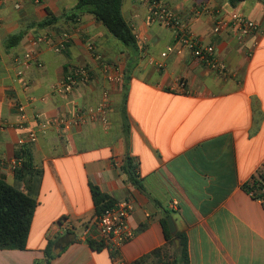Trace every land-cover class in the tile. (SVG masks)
<instances>
[{"label": "crops", "instance_id": "obj_1", "mask_svg": "<svg viewBox=\"0 0 264 264\" xmlns=\"http://www.w3.org/2000/svg\"><path fill=\"white\" fill-rule=\"evenodd\" d=\"M78 1L0 3V178L27 189L11 169L17 140L27 130L37 131L30 145L42 173L32 185L37 206L27 247L0 250V264H47L49 242L56 254L50 264H132L167 245V212L187 235L190 264H264V204L244 190L264 165V2L164 0L204 44L216 47L223 69L214 71L187 49L163 58L168 47H179L174 32L151 21L145 2L124 0L123 16L139 44L130 69L131 53L93 16L67 19ZM220 14L245 16L260 30L245 37L236 28L216 34ZM53 16L55 24L39 26ZM57 29L72 36L66 51L43 45L36 65L17 62L31 50L34 35L64 33ZM15 35L22 39L10 48ZM90 43L101 59L89 52ZM106 63L118 69L120 83L108 80ZM80 67L91 70L90 82L71 94L53 91ZM181 81L188 93L179 90ZM106 93L104 115L70 131L59 126L60 117L98 106ZM16 103L25 106V130L17 128ZM127 157L138 166L140 186L126 171ZM92 186L132 207L133 237L115 250V258L95 228ZM90 240L105 247L94 250ZM155 263L150 258L145 264Z\"/></svg>", "mask_w": 264, "mask_h": 264}, {"label": "trees", "instance_id": "obj_2", "mask_svg": "<svg viewBox=\"0 0 264 264\" xmlns=\"http://www.w3.org/2000/svg\"><path fill=\"white\" fill-rule=\"evenodd\" d=\"M124 0H79L71 14L66 15L68 20L76 21L82 15L89 14L101 23L108 32L117 39L123 47L131 53L133 68L139 58V44L133 27L126 21L122 13ZM244 0H229L232 6ZM264 2V0H262ZM58 21L56 17L41 22L40 27H47ZM22 39V35H15L8 39V47H15ZM127 96V95H126ZM125 96L124 101H127ZM15 158L21 161V165L15 170V176L19 181L27 184V189L20 190L0 178V250H25L37 206L34 198L33 184L39 183L42 173L36 169L33 162L31 145H24L16 151ZM126 171L131 176L134 184L140 186L138 166L131 158L126 159ZM264 172L258 171L252 179L244 185V190L254 199L264 198ZM91 192L96 207V218L113 209L118 203L109 195L103 193L99 187L92 186ZM263 192V193H262ZM171 212H167V216ZM166 216V217H167ZM167 245L156 250L150 256H145L132 264H145L148 259L154 258L155 264H190L188 238L183 232L177 231L172 234L167 218L162 220ZM94 228V227H93ZM96 228V226H95ZM176 240L179 247H176ZM74 240H69L68 243ZM92 249L101 251L105 246L103 243L89 241ZM115 250L112 258H115ZM47 264L54 259L53 246L49 242L45 250Z\"/></svg>", "mask_w": 264, "mask_h": 264}, {"label": "built area", "instance_id": "obj_3", "mask_svg": "<svg viewBox=\"0 0 264 264\" xmlns=\"http://www.w3.org/2000/svg\"><path fill=\"white\" fill-rule=\"evenodd\" d=\"M3 0H0V3ZM24 0H16V6L21 7ZM36 4L40 3V0H33ZM148 5L150 11V18L152 22L158 23L170 30L175 34V38L178 44V48L168 47L162 54L163 58H166L169 54H181L182 50L187 49L191 52L194 58L202 62L209 69L214 71H220L223 69V64L217 57L216 47L214 45L204 44L200 38H198L191 30L189 23L176 15L166 4L164 0H141ZM202 9V8H201ZM236 28L238 33L245 37L260 30V26L241 15H232L230 17L218 15L214 32L219 34L220 32L228 29ZM72 41V36L64 32L60 35L54 32H45L34 35L30 39L31 50L23 54L22 57L17 59V62L28 65H36L38 63L39 50L43 45H48L55 53H62L68 49ZM88 50L96 59H101L97 53L96 46L92 43L88 44ZM163 68L162 64L158 65ZM117 68L114 65L106 63L104 65V71L109 81L121 82V75L117 72ZM23 73L20 72L21 76ZM92 80L91 70L86 67L75 68L71 70L66 77H64L54 88L53 91L59 94H71L74 92L77 86L80 84L88 83ZM24 90H29L30 84L24 80ZM179 90L188 93L186 83L181 81L178 86ZM110 98L108 93L102 99L100 104L96 107H90L87 109L78 110L72 117H60L58 119L59 126L63 127V130L70 131L74 126L84 124L88 117L94 119L95 115H104L108 109ZM19 115L20 122L17 126L19 130H25L26 127V109L21 103L15 105ZM37 131L27 130L23 136L18 138V148L24 145L34 144L37 142ZM3 164V160L0 156V165ZM21 165V161L16 158L11 161V169L15 173V170ZM264 172V165L258 170ZM257 171V172H258ZM264 185V182H263ZM264 192V191H263ZM262 192V193H263ZM264 204V198L261 199ZM176 206V205H174ZM131 206L128 202L118 203L113 209L107 211L99 218L95 220V226L98 231V236L107 243H109L112 250H118L127 241L133 237V232L128 226V218L131 212ZM176 209V207H174Z\"/></svg>", "mask_w": 264, "mask_h": 264}, {"label": "water", "instance_id": "obj_4", "mask_svg": "<svg viewBox=\"0 0 264 264\" xmlns=\"http://www.w3.org/2000/svg\"><path fill=\"white\" fill-rule=\"evenodd\" d=\"M167 221H168V225H169V229H170L171 233L175 234L177 232V228H176V224H175L172 216H168ZM176 247L177 248L179 247V241L178 240H176Z\"/></svg>", "mask_w": 264, "mask_h": 264}, {"label": "rangeland", "instance_id": "obj_5", "mask_svg": "<svg viewBox=\"0 0 264 264\" xmlns=\"http://www.w3.org/2000/svg\"><path fill=\"white\" fill-rule=\"evenodd\" d=\"M56 30V29H55ZM57 33H62V32H64L63 30H60V29H57V31H56ZM112 63H117V62H115V61H111Z\"/></svg>", "mask_w": 264, "mask_h": 264}]
</instances>
